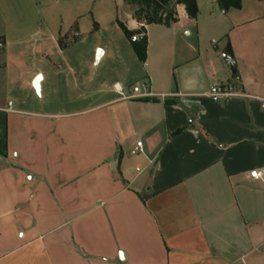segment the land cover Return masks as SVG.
Masks as SVG:
<instances>
[{"label":"crops","instance_id":"obj_1","mask_svg":"<svg viewBox=\"0 0 264 264\" xmlns=\"http://www.w3.org/2000/svg\"><path fill=\"white\" fill-rule=\"evenodd\" d=\"M127 7L122 22L138 31L144 24ZM182 15L145 25V91L84 110L18 107L11 52L0 46L9 79L0 78V264L264 260V45L231 41L237 73L205 82L208 66L192 43L186 62L172 53ZM217 82L241 95L213 101L206 93ZM137 141L144 152L133 158Z\"/></svg>","mask_w":264,"mask_h":264},{"label":"rangeland","instance_id":"obj_2","mask_svg":"<svg viewBox=\"0 0 264 264\" xmlns=\"http://www.w3.org/2000/svg\"><path fill=\"white\" fill-rule=\"evenodd\" d=\"M241 2V9L225 12L217 0H198L195 21L179 13L181 32L171 47L175 60L186 62L192 43L208 66L203 81L231 78L228 44L264 45V0ZM129 13L124 0H0V46L5 42L11 52V100L20 99L18 107L31 111L61 112L145 91L146 69L118 24L127 23ZM74 24L77 30H70ZM190 25L198 31V41L186 34ZM99 49L106 54L97 63ZM35 72L45 76L41 93L33 86L35 78L29 83ZM3 74L0 78L9 80Z\"/></svg>","mask_w":264,"mask_h":264},{"label":"trees","instance_id":"obj_3","mask_svg":"<svg viewBox=\"0 0 264 264\" xmlns=\"http://www.w3.org/2000/svg\"><path fill=\"white\" fill-rule=\"evenodd\" d=\"M217 1L225 12L229 9H241L242 7L241 0ZM125 3L133 9L134 19L144 24L138 31H133L128 29L122 21H118L120 28L131 41V45L142 63L147 59L145 25L163 24L170 26L179 20V6L184 7L187 16L191 19H196L199 12L198 0H125ZM139 35L142 36L138 37ZM133 37H138V39L133 40ZM226 54L229 58L233 56L230 44L227 46ZM141 100L148 101L151 99L149 97H143ZM181 131L179 129L173 132V134H178Z\"/></svg>","mask_w":264,"mask_h":264},{"label":"built area","instance_id":"obj_4","mask_svg":"<svg viewBox=\"0 0 264 264\" xmlns=\"http://www.w3.org/2000/svg\"><path fill=\"white\" fill-rule=\"evenodd\" d=\"M206 95L210 97L213 101L219 102L222 99L240 96L241 94L236 91L234 85H232L231 83L217 82L210 88ZM143 152V141H137L136 146L132 149L131 153L133 155H138ZM137 170H140V168H137ZM262 174L263 172L259 170H254L250 172V175L254 178L261 177Z\"/></svg>","mask_w":264,"mask_h":264},{"label":"water","instance_id":"obj_5","mask_svg":"<svg viewBox=\"0 0 264 264\" xmlns=\"http://www.w3.org/2000/svg\"><path fill=\"white\" fill-rule=\"evenodd\" d=\"M133 40H136V37H133ZM103 55V51L101 49L98 50V53H97V63H99L101 57ZM227 61H228V64L231 68V73L233 75H235L237 73V69H236V63L235 61L232 59V58H229L227 57V55H225ZM43 80V76L41 74H38L34 81H33V86L35 88V90L38 92V93H41V82Z\"/></svg>","mask_w":264,"mask_h":264}]
</instances>
